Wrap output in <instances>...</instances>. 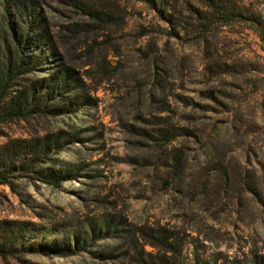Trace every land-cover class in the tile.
I'll list each match as a JSON object with an SVG mask.
<instances>
[{
  "label": "rangeland",
  "instance_id": "1",
  "mask_svg": "<svg viewBox=\"0 0 264 264\" xmlns=\"http://www.w3.org/2000/svg\"><path fill=\"white\" fill-rule=\"evenodd\" d=\"M189 4L166 22L140 0H0V25L47 31L27 43L37 73L77 79L64 113L0 124V144L72 136L60 186L0 184V219L27 222L31 248L0 264H264V46L235 22L199 37Z\"/></svg>",
  "mask_w": 264,
  "mask_h": 264
},
{
  "label": "trees",
  "instance_id": "2",
  "mask_svg": "<svg viewBox=\"0 0 264 264\" xmlns=\"http://www.w3.org/2000/svg\"><path fill=\"white\" fill-rule=\"evenodd\" d=\"M154 9L166 22L174 19V9L178 0H140ZM201 9L189 4L190 12L197 20L199 37L206 38L215 25L240 23L253 30L264 46V17L258 11H250L242 4L232 0H195ZM173 12V13H172ZM184 27V26H183ZM48 33L43 27L34 32L24 25L17 30L12 22L0 25V124L15 119H27L33 115L61 114L69 103L54 104L62 89L71 88L77 83L67 68H51L47 75L37 73L40 55L27 51V43L33 40H48ZM223 71H230L233 64L224 63ZM36 74L35 79H21L25 75ZM62 128L53 132L29 137L9 138L0 144V184L14 188L15 181L31 183L41 181L60 186L66 169L57 170L53 153L60 151L72 136L64 139ZM27 222L22 220L0 219V256L20 257L22 252L31 248L23 244V235ZM166 249L172 248L167 239L161 240ZM76 245V244H75ZM84 247V246H83ZM34 251L49 253L50 250L37 246ZM61 255L75 253V248L64 246Z\"/></svg>",
  "mask_w": 264,
  "mask_h": 264
}]
</instances>
